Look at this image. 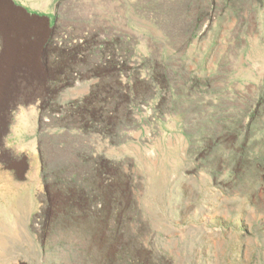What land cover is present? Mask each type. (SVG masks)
Masks as SVG:
<instances>
[{
    "label": "rangeland",
    "instance_id": "rangeland-1",
    "mask_svg": "<svg viewBox=\"0 0 264 264\" xmlns=\"http://www.w3.org/2000/svg\"><path fill=\"white\" fill-rule=\"evenodd\" d=\"M53 7L0 98V264H264V0Z\"/></svg>",
    "mask_w": 264,
    "mask_h": 264
},
{
    "label": "crops",
    "instance_id": "crops-1",
    "mask_svg": "<svg viewBox=\"0 0 264 264\" xmlns=\"http://www.w3.org/2000/svg\"><path fill=\"white\" fill-rule=\"evenodd\" d=\"M56 1L0 0V97H32L37 91L46 35L60 28Z\"/></svg>",
    "mask_w": 264,
    "mask_h": 264
},
{
    "label": "bare ground",
    "instance_id": "bare-ground-1",
    "mask_svg": "<svg viewBox=\"0 0 264 264\" xmlns=\"http://www.w3.org/2000/svg\"><path fill=\"white\" fill-rule=\"evenodd\" d=\"M20 54H21V53H20ZM21 58H22V57H21ZM13 61H14V60H13ZM16 63H17V62H16ZM16 63H15V64H16ZM18 63H19V62H18ZM19 67H20V66H18V68H19ZM11 68H12V67H11ZM13 68H14V67H13ZM0 98H1V100H2V101H4V100H5V98H4V97H0ZM0 247H1V246H0ZM0 251H1V252H0V257H3V256H5V255H6V254H5V252H4L2 249H1Z\"/></svg>",
    "mask_w": 264,
    "mask_h": 264
},
{
    "label": "trees",
    "instance_id": "trees-1",
    "mask_svg": "<svg viewBox=\"0 0 264 264\" xmlns=\"http://www.w3.org/2000/svg\"><path fill=\"white\" fill-rule=\"evenodd\" d=\"M262 164L264 165V158L261 159Z\"/></svg>",
    "mask_w": 264,
    "mask_h": 264
}]
</instances>
